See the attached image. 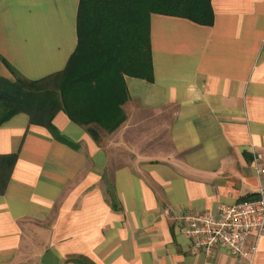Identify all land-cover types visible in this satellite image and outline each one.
I'll return each instance as SVG.
<instances>
[{"label":"crops","instance_id":"crops-1","mask_svg":"<svg viewBox=\"0 0 264 264\" xmlns=\"http://www.w3.org/2000/svg\"><path fill=\"white\" fill-rule=\"evenodd\" d=\"M80 0H0V77L39 81L77 46ZM213 23L152 14V81L124 77V123L95 140L0 126L16 161L0 194V264H249L193 251L177 216L254 200L264 177V0H211ZM254 241L250 235L246 244ZM250 264H264V236Z\"/></svg>","mask_w":264,"mask_h":264},{"label":"trees","instance_id":"trees-1","mask_svg":"<svg viewBox=\"0 0 264 264\" xmlns=\"http://www.w3.org/2000/svg\"><path fill=\"white\" fill-rule=\"evenodd\" d=\"M152 14L213 23L211 0H80L77 46L65 69L39 81L0 77V126L18 114L69 142L52 125L63 112L99 140L97 130L116 131L125 121L124 77L152 81L149 18ZM16 161L0 155V194Z\"/></svg>","mask_w":264,"mask_h":264},{"label":"built area","instance_id":"built-area-1","mask_svg":"<svg viewBox=\"0 0 264 264\" xmlns=\"http://www.w3.org/2000/svg\"><path fill=\"white\" fill-rule=\"evenodd\" d=\"M264 177V167H257ZM175 221L183 235L191 242L193 251L211 253L216 248L227 249L236 259L252 263L258 240L264 236V184L254 200H244L232 206H221L217 215L177 216ZM253 235L254 241L247 245Z\"/></svg>","mask_w":264,"mask_h":264},{"label":"rangeland","instance_id":"rangeland-1","mask_svg":"<svg viewBox=\"0 0 264 264\" xmlns=\"http://www.w3.org/2000/svg\"><path fill=\"white\" fill-rule=\"evenodd\" d=\"M97 134H98V136H100V134H102V132H101V130L99 128L97 130Z\"/></svg>","mask_w":264,"mask_h":264}]
</instances>
